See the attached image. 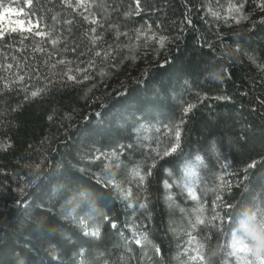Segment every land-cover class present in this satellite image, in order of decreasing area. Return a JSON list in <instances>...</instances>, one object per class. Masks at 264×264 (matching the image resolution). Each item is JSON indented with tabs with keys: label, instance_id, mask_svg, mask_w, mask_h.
I'll return each mask as SVG.
<instances>
[{
	"label": "trees",
	"instance_id": "16d2710c",
	"mask_svg": "<svg viewBox=\"0 0 264 264\" xmlns=\"http://www.w3.org/2000/svg\"><path fill=\"white\" fill-rule=\"evenodd\" d=\"M27 5L0 0L39 24L0 37V264H264V0Z\"/></svg>",
	"mask_w": 264,
	"mask_h": 264
},
{
	"label": "rangeland",
	"instance_id": "374dc122",
	"mask_svg": "<svg viewBox=\"0 0 264 264\" xmlns=\"http://www.w3.org/2000/svg\"><path fill=\"white\" fill-rule=\"evenodd\" d=\"M19 12L21 11L12 9V11L7 15H5V11L0 14V33H3L4 35L9 31L33 32L37 30L38 27H36V24L26 19L23 12L22 15L18 14ZM29 27H31V31L26 30ZM1 36L2 35H0V37ZM142 65L143 64H141L140 66ZM91 231L93 230H88V233H90Z\"/></svg>",
	"mask_w": 264,
	"mask_h": 264
},
{
	"label": "snow or ice",
	"instance_id": "6c2138e0",
	"mask_svg": "<svg viewBox=\"0 0 264 264\" xmlns=\"http://www.w3.org/2000/svg\"><path fill=\"white\" fill-rule=\"evenodd\" d=\"M31 3H32V0H28V5L27 6L30 7L31 6ZM11 11H12V9H6L5 10V15H7L8 13H10ZM18 14L22 15L23 13L22 12H19ZM93 23H95V21H93ZM36 27H39V24L38 23L36 24ZM13 30H15V29H13ZM26 30L27 31H31L32 29H31V27H29ZM0 35H3V33H0ZM36 35H43V34L40 33V32H37ZM53 43H55V41H53ZM161 44H163V41H161ZM97 55H99V53H97ZM69 78L70 79H73V77H69ZM37 94L38 93H36V92H33L32 93L33 96H35ZM190 109H191V106H189V108H186L184 111L187 112V111H190ZM175 135L177 137V144H178V140H179V131L178 130L175 131ZM171 150L172 151H175V148H171ZM213 150H214V146H213ZM164 154L167 155L169 153L166 151ZM96 158L98 159L99 157H96ZM252 166H254V165H249V167H252ZM134 174L137 175V176H139V172L138 171H136ZM143 179H144V177L143 176H140V180L142 181ZM188 191H189V194L192 196V198L193 199H196V195L193 192V190H192L191 187H189ZM198 222L199 223H203V221H200V220H198ZM81 223H83V221H81ZM113 227H115V225H113ZM87 234L92 235L94 237H99V235H100V229H99V227H97L93 231H91L90 233H87ZM136 243L139 244V243H141V241L137 240ZM241 243H242L241 241L233 240V247L234 248H237V246L240 245ZM237 250L238 251H249V249H247L246 247H238Z\"/></svg>",
	"mask_w": 264,
	"mask_h": 264
},
{
	"label": "clouds",
	"instance_id": "9594fccd",
	"mask_svg": "<svg viewBox=\"0 0 264 264\" xmlns=\"http://www.w3.org/2000/svg\"><path fill=\"white\" fill-rule=\"evenodd\" d=\"M253 242L249 245L250 254L259 261H264V232H254Z\"/></svg>",
	"mask_w": 264,
	"mask_h": 264
}]
</instances>
